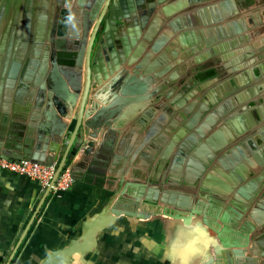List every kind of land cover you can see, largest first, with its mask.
<instances>
[{
    "label": "water",
    "instance_id": "water-1",
    "mask_svg": "<svg viewBox=\"0 0 264 264\" xmlns=\"http://www.w3.org/2000/svg\"><path fill=\"white\" fill-rule=\"evenodd\" d=\"M171 1L173 3L91 0L89 10L74 21L72 28L59 34L68 45L58 49V55L63 58L54 60L52 67L43 63L29 69L28 72L35 75L32 85L26 89V83L17 91L14 107L0 108V156L47 165L56 162L54 182L81 152L83 172L110 186L115 185V203L111 208L115 216L124 215L135 222L162 214L181 219L197 233L203 224L215 236L208 235L207 251H198L193 256L205 257V264H264L263 154H260V173L250 170L253 177L249 180L240 178L219 184L207 180L206 176L181 182L173 174L166 177L170 188L160 187L154 176L167 168L171 150L158 146L153 155L141 151L156 125L163 127L172 145L187 148L202 138L200 148L204 162L218 169V161L232 152V145L243 134V129L221 106L214 107L198 124L202 111L209 110L214 103L211 93L204 97L198 94L205 79H200L198 88L192 90L190 81L183 80L181 87L174 86L162 96L163 86L170 82L167 72L174 65L189 60L191 51L206 46L211 49L214 43L207 36L208 29L199 34L201 46L194 49L179 36L175 37L167 29L173 30V14H184L193 2L202 0ZM228 2L233 0H222L220 4ZM218 16L222 21L226 15L219 12ZM161 25L166 34L154 39ZM241 30L237 27L236 34ZM226 37L228 41L221 45L222 50L216 49L221 55L224 48H235L239 44L229 28ZM238 37L244 38V35L238 34ZM242 48H237L241 57L251 54L250 46ZM161 49L155 64H150V56ZM208 50L205 54L209 56L211 51ZM220 59L224 57L215 60ZM224 66L230 71L237 69V66ZM217 71L219 74L220 69ZM9 81L15 82L13 78ZM229 81L233 83L234 79ZM151 83L157 86L151 89ZM232 85L235 90L236 86ZM177 88H180L181 98L168 100L171 91ZM224 88L236 106L247 99L243 92L248 98L259 94L256 86L240 92ZM13 93L12 87L6 95L9 101ZM133 93L135 96L129 97ZM23 98L27 99V104L23 103ZM100 100L107 104H100ZM130 100L133 102L128 104ZM154 101L157 104L152 105ZM195 104L198 108L193 111ZM150 120H154L153 125L145 131ZM225 128L230 129L229 139L219 140ZM50 190V186L46 188L44 198ZM18 247L15 246L14 253ZM14 253L5 264H10Z\"/></svg>",
    "mask_w": 264,
    "mask_h": 264
},
{
    "label": "crops",
    "instance_id": "crops-1",
    "mask_svg": "<svg viewBox=\"0 0 264 264\" xmlns=\"http://www.w3.org/2000/svg\"><path fill=\"white\" fill-rule=\"evenodd\" d=\"M221 1L204 0L194 4L184 14L174 13V31L169 27L167 29L194 49L201 46L198 37L203 29L209 30L207 36L216 45H222L228 41L226 30L229 28L235 37L244 35L238 48L250 46L251 56L244 54L241 57L237 47L224 48V54L217 52L211 57H204L207 46L193 50L189 60L174 65L167 72L170 82L163 86L161 94L163 96L173 85L181 87L183 80H190L194 89L198 87L200 79H205L207 82L198 94L204 97V94L211 93L214 103L209 110L202 111L198 124L214 107L221 106L233 114L234 123L244 131L242 138L232 145V152L218 161V169H213L204 162L200 148L202 138L199 137L200 142L187 148L179 147V144L172 145L163 127L155 125L149 142L141 147V151L152 154L158 146L162 150H171L173 162L170 165L182 180L197 181L207 176L212 183L227 184L230 180L251 179L250 170L254 173L261 171L260 154L264 155V88L259 89L255 97L248 98L245 93L247 101L241 107L229 100L224 86L232 89L234 84L236 89L232 91H246L253 86L264 85V16L255 5L246 4L248 7L240 8L238 0L222 5ZM205 6L209 7L199 9ZM219 12L226 15L222 21ZM237 27L242 30L236 34ZM165 31L164 25L159 26L154 39L165 35ZM162 51L152 54L148 62L155 64ZM221 56L224 59L216 63L214 59ZM222 64L232 68L237 66V69L230 73L220 68L217 74V68ZM209 69H213L215 74L203 77L204 71ZM231 78L234 79L233 83L229 81ZM156 86L157 83L150 85L151 89ZM180 94V89H174L168 100L180 99ZM133 96L134 93L129 95ZM131 102L128 101V104ZM99 103L107 104L102 100ZM155 104L156 101L152 103ZM254 104L259 105L256 112L253 110ZM197 108L195 104L193 111ZM153 122L150 120L148 126L151 127ZM229 132L230 129L225 128L219 134V140L223 137L229 139ZM82 161L81 152L71 161L72 186L61 191L51 189L45 198L46 188L40 181L9 170H0V264L9 261L17 245L19 247L10 264H205V257L193 255L201 250L207 251L205 242L208 235L215 236L210 228L201 224L199 228L202 233H197L195 228L184 225L181 219L162 214L135 222L124 215L115 216L111 211L115 203V185L110 186L104 180L87 175L80 165Z\"/></svg>",
    "mask_w": 264,
    "mask_h": 264
},
{
    "label": "flooded vegetation",
    "instance_id": "flooded-vegetation-1",
    "mask_svg": "<svg viewBox=\"0 0 264 264\" xmlns=\"http://www.w3.org/2000/svg\"><path fill=\"white\" fill-rule=\"evenodd\" d=\"M149 1L150 0H146V2ZM168 1L171 0H166L165 3H168ZM174 1L176 2L177 0ZM202 1L193 2L189 11L193 8L194 4L196 5L202 3ZM243 1L244 2L238 0L237 2L240 8L248 7L246 4L250 6L255 5L259 8V11H261L262 16H264V0H246L247 2L245 0ZM89 2H91V0H0V108L2 110L4 108L7 110V108L14 107L13 104L16 102L15 98L17 96V91L25 86L26 83H28L27 87L25 86L26 89L32 85V79L35 75L29 73V69L43 63H47L48 67H52L54 60L59 61L63 58L62 55H58V49L60 46L68 45L61 38H59V34L64 30H69L72 28L74 21L83 16L85 11L89 10ZM208 7L209 6H205L199 9L202 10ZM257 16L260 15L257 13ZM236 38L239 44L240 40L244 39L239 37ZM239 46L240 45L237 44L236 47L238 48ZM220 47L221 45H216L214 42L211 45V49H209L210 47L208 48V51H211V53L209 52L210 55L208 56L205 54V56H214L217 52H219L216 49H219ZM220 49L222 50V48ZM246 51L247 49L244 50V52ZM215 62L219 63L216 60ZM210 64L213 65L212 63ZM218 68H223L226 70L224 64ZM13 70L15 71V74L12 73ZM227 70L230 71V69ZM209 71L210 69L204 71V75ZM233 72L234 71H230V73ZM27 74H29V79H26ZM210 76H212V74L204 77L207 78ZM45 77L47 80V75H45ZM12 78L15 80L14 84L9 81ZM206 82L207 81L205 80L202 82V84ZM174 86L180 87V85H173L170 88L172 89ZM260 86H258L259 89L264 88V85ZM12 87L14 90L13 98L9 101L6 95L9 94V91L12 89ZM192 89L193 88L191 86V90ZM243 93L245 94V92ZM246 101L247 99L243 101L241 107L246 104ZM27 102V99L23 98V103L27 104ZM255 104L253 105V107L255 106L253 110L256 112L259 110V105ZM232 115L233 114H231V117ZM137 117L138 115L136 118ZM232 120L234 121L233 117ZM250 123L252 124L251 120ZM148 128L149 126L147 124L144 130L146 131ZM241 138L242 136L237 140H240ZM171 158L172 157L170 156L166 162L167 168L162 173H160V175L154 176L155 180H159L156 182H158L160 187L165 186L171 188V184L166 178L168 175L173 176L174 174V176L178 177L181 182L184 181L173 171L175 168H172L170 165L173 162ZM163 178H165L164 181H162ZM152 180L153 179H151L150 182H152ZM207 239L209 240L208 237Z\"/></svg>",
    "mask_w": 264,
    "mask_h": 264
},
{
    "label": "built area",
    "instance_id": "built-area-1",
    "mask_svg": "<svg viewBox=\"0 0 264 264\" xmlns=\"http://www.w3.org/2000/svg\"><path fill=\"white\" fill-rule=\"evenodd\" d=\"M56 169V162L47 165L27 159L9 160L0 156V170H9L36 179L44 188L50 186L51 189L58 191L69 189L74 182L71 166H66L58 178L52 182Z\"/></svg>",
    "mask_w": 264,
    "mask_h": 264
},
{
    "label": "trees",
    "instance_id": "trees-1",
    "mask_svg": "<svg viewBox=\"0 0 264 264\" xmlns=\"http://www.w3.org/2000/svg\"><path fill=\"white\" fill-rule=\"evenodd\" d=\"M215 71L213 69H210V71L208 73H206L204 76H207V75H211V74H214Z\"/></svg>",
    "mask_w": 264,
    "mask_h": 264
}]
</instances>
